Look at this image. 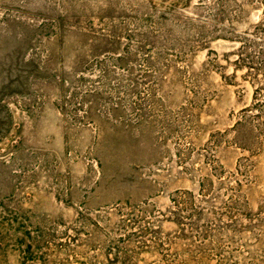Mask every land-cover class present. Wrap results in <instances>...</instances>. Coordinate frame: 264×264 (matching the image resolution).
Wrapping results in <instances>:
<instances>
[{
    "label": "rangeland",
    "instance_id": "1",
    "mask_svg": "<svg viewBox=\"0 0 264 264\" xmlns=\"http://www.w3.org/2000/svg\"><path fill=\"white\" fill-rule=\"evenodd\" d=\"M0 264H264V0H0Z\"/></svg>",
    "mask_w": 264,
    "mask_h": 264
}]
</instances>
